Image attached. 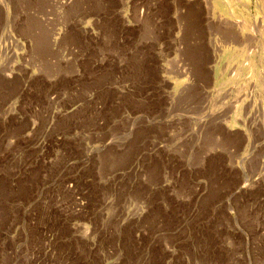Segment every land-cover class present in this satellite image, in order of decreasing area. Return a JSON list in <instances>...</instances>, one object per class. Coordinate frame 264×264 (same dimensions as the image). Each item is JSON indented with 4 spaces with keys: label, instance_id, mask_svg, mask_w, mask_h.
<instances>
[{
    "label": "rangeland",
    "instance_id": "374dc122",
    "mask_svg": "<svg viewBox=\"0 0 264 264\" xmlns=\"http://www.w3.org/2000/svg\"><path fill=\"white\" fill-rule=\"evenodd\" d=\"M0 264H264V0H0Z\"/></svg>",
    "mask_w": 264,
    "mask_h": 264
},
{
    "label": "bare ground",
    "instance_id": "6f19581e",
    "mask_svg": "<svg viewBox=\"0 0 264 264\" xmlns=\"http://www.w3.org/2000/svg\"><path fill=\"white\" fill-rule=\"evenodd\" d=\"M68 4V3H67ZM224 24H228V23H224ZM69 183V182H68ZM72 183V182H71ZM69 191H71V190H69ZM75 203V202H74ZM78 203V202H77ZM76 203V204H77ZM83 204V203H82ZM81 203L79 204V206L81 207V205H82ZM76 207V206H75ZM85 208V207H84Z\"/></svg>",
    "mask_w": 264,
    "mask_h": 264
}]
</instances>
